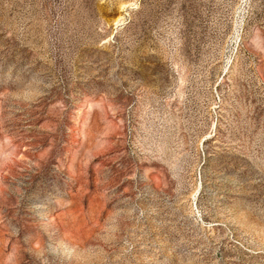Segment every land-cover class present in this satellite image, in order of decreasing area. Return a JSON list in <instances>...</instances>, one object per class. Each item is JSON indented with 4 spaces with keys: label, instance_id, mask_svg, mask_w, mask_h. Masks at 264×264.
Segmentation results:
<instances>
[{
    "label": "rangeland",
    "instance_id": "rangeland-1",
    "mask_svg": "<svg viewBox=\"0 0 264 264\" xmlns=\"http://www.w3.org/2000/svg\"><path fill=\"white\" fill-rule=\"evenodd\" d=\"M0 264H264V0H0Z\"/></svg>",
    "mask_w": 264,
    "mask_h": 264
}]
</instances>
